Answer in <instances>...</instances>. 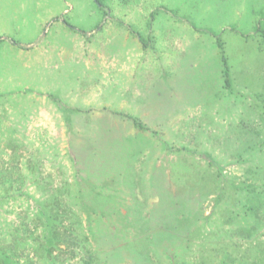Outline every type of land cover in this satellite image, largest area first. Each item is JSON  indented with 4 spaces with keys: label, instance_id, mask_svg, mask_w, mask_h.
Returning <instances> with one entry per match:
<instances>
[{
    "label": "rangeland",
    "instance_id": "obj_1",
    "mask_svg": "<svg viewBox=\"0 0 264 264\" xmlns=\"http://www.w3.org/2000/svg\"><path fill=\"white\" fill-rule=\"evenodd\" d=\"M0 264H264V0H0Z\"/></svg>",
    "mask_w": 264,
    "mask_h": 264
},
{
    "label": "trees",
    "instance_id": "obj_2",
    "mask_svg": "<svg viewBox=\"0 0 264 264\" xmlns=\"http://www.w3.org/2000/svg\"><path fill=\"white\" fill-rule=\"evenodd\" d=\"M221 45V44H220ZM224 76L226 82H230L229 67L225 60ZM73 210L63 206V201L52 195L46 198L43 205L38 207L34 219L41 221L43 225L42 235L37 238L40 240V249L47 251L48 255H54L56 249H64L63 245L71 248L74 253L79 245V236L76 223L73 217ZM27 240V238H24ZM74 255V254H73ZM92 255L85 261L90 262Z\"/></svg>",
    "mask_w": 264,
    "mask_h": 264
}]
</instances>
